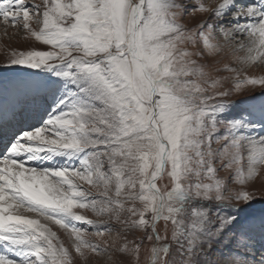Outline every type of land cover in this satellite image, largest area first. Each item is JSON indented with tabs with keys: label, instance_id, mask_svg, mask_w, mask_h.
<instances>
[{
	"label": "snow or ice",
	"instance_id": "6c2138e0",
	"mask_svg": "<svg viewBox=\"0 0 264 264\" xmlns=\"http://www.w3.org/2000/svg\"><path fill=\"white\" fill-rule=\"evenodd\" d=\"M0 22L48 46L3 65L40 78L0 81V264H264V0H0Z\"/></svg>",
	"mask_w": 264,
	"mask_h": 264
},
{
	"label": "rangeland",
	"instance_id": "374dc122",
	"mask_svg": "<svg viewBox=\"0 0 264 264\" xmlns=\"http://www.w3.org/2000/svg\"><path fill=\"white\" fill-rule=\"evenodd\" d=\"M31 3L35 4H42V0H29ZM190 3H194L195 0H189ZM219 0H204V3L208 6L215 7ZM250 2H241V4H248L252 3ZM208 19V14H203V13H195L193 15L187 16L184 19V22L189 26L192 27L196 23H198L201 20ZM33 27H37V25L34 23ZM24 37V32L23 31H17L16 29H13L11 27L8 28L7 35H5V30H4V25L2 22H0V81H9V80H14V79H39L40 76L37 75H32L30 76L28 73L32 72V74H35L38 72V70H33V69H28V68H19V67H4L3 65L6 63L7 59L11 55L12 50H28L31 48H36L40 50H47L48 46L42 45L39 42H36L34 40H25L23 39ZM230 61V58H226L223 63H228ZM17 72L19 75H14L13 73ZM247 74L249 76H260L264 75V64H258L254 65L247 70ZM221 75H229V73L222 72ZM256 91H259V86L256 87ZM247 93H245L246 95ZM7 99L3 100V103H5L7 106H11L12 104V99L10 96H8L7 93L4 94ZM239 96H233L231 99H239ZM224 173H221L223 175ZM82 183L83 188L88 189L91 191L93 194H97V189L95 188H90L87 183ZM262 183H264V168H261L259 171L258 176L255 178L253 182H250L247 185L248 190H254L256 193V196L258 199L253 203L251 208L247 209V213H256L255 215H259L262 211H264V187H262ZM231 188L235 190H239V185H230ZM77 212L86 215L88 218L93 219V220H107V217H96L93 215V213L87 209L81 210V209H76ZM22 214H24V211L21 210ZM27 213V212H26ZM26 213L24 215H26ZM28 214V213H27ZM33 216H35L34 213ZM43 223H48L50 227L60 236L61 240L65 242L67 245L68 243V238L64 234V232L59 229V226L51 224L49 221H43ZM114 228H119V225L113 224ZM87 239L92 240L95 243L103 244V240H108L111 242L113 239H115V233H112L111 235L105 234L103 238L95 235H91L90 233L86 235ZM131 239V236L129 237ZM258 239V238H257ZM257 247H259V244H257ZM4 250L0 249V253H3ZM8 255H11L10 253H7ZM75 256V253H73ZM107 259V257H96L95 255H89V260L88 264H104V261ZM74 264H83L82 261H80L79 257H76Z\"/></svg>",
	"mask_w": 264,
	"mask_h": 264
},
{
	"label": "bare ground",
	"instance_id": "6f19581e",
	"mask_svg": "<svg viewBox=\"0 0 264 264\" xmlns=\"http://www.w3.org/2000/svg\"><path fill=\"white\" fill-rule=\"evenodd\" d=\"M241 2H250V1H252V0H240ZM26 212H24V214H25ZM249 214H256V213H249ZM26 215H29V216H33V214H31V213H26ZM52 224V223H51ZM59 234V233H58Z\"/></svg>",
	"mask_w": 264,
	"mask_h": 264
}]
</instances>
